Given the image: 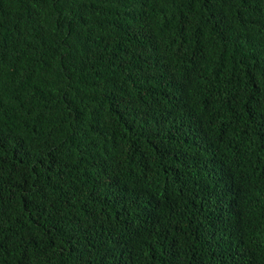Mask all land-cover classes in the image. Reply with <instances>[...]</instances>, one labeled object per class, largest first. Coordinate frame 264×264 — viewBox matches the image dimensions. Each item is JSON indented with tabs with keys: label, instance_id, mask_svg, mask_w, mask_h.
<instances>
[{
	"label": "trees",
	"instance_id": "1",
	"mask_svg": "<svg viewBox=\"0 0 264 264\" xmlns=\"http://www.w3.org/2000/svg\"><path fill=\"white\" fill-rule=\"evenodd\" d=\"M0 264H264V0H0Z\"/></svg>",
	"mask_w": 264,
	"mask_h": 264
}]
</instances>
